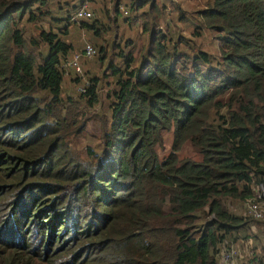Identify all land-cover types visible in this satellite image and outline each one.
I'll return each mask as SVG.
<instances>
[{
    "label": "trees",
    "instance_id": "trees-1",
    "mask_svg": "<svg viewBox=\"0 0 264 264\" xmlns=\"http://www.w3.org/2000/svg\"><path fill=\"white\" fill-rule=\"evenodd\" d=\"M206 2L196 14L203 27L218 33L219 58L204 50L189 55L170 49L152 30L139 67L132 66L129 53L122 55V68L109 65L117 89L102 135L105 150L88 149L90 160L77 162L66 133L77 131L78 110L71 104L63 116L61 96L72 44L43 28L38 39L26 40L20 21L34 24L35 10L45 14V0H0V173L10 159L23 170L48 155L33 176L40 182L15 189L10 207L1 200L0 264H77L82 252L104 249L98 260L104 264H219L220 248L230 241H245L252 252L249 264H264V246H258L264 222L234 214L225 204L245 203L264 185V0ZM39 40L47 46L43 55L34 50ZM91 80L80 94L89 107L97 102L98 79ZM165 131L173 134L171 151L160 158L156 147ZM25 135L26 143L14 148ZM186 143L198 159L178 158ZM62 156L70 161L74 182L68 195L70 184L59 182ZM4 191L0 185V194ZM57 193L26 219L27 204L39 206ZM65 200L68 212L89 209L78 212L84 219L73 218L74 226L95 227H86L82 236L74 231L76 243L83 242L79 250L56 252L52 232L65 218L56 205L62 210ZM50 213V222L39 220ZM34 223L38 239L30 234ZM47 224L53 226L48 234ZM90 238L98 243L92 249ZM91 255L78 264H87Z\"/></svg>",
    "mask_w": 264,
    "mask_h": 264
},
{
    "label": "rangeland",
    "instance_id": "rangeland-1",
    "mask_svg": "<svg viewBox=\"0 0 264 264\" xmlns=\"http://www.w3.org/2000/svg\"><path fill=\"white\" fill-rule=\"evenodd\" d=\"M206 1L208 0H144L143 2L141 0H45L46 4L42 7V11H45V14L41 16L35 10L38 19L34 24L28 23L24 18L20 21V25L24 27V36L27 41L30 38L38 39L40 30L35 28V25H37L39 28L45 30H53L58 34L59 38L72 44V50L68 54L69 58L73 53L81 52L87 43L95 48V54L92 57L80 58V71L67 70V73L63 75L61 84V96L64 101L62 115L65 116V111L72 106L71 104L76 105L78 110L77 121L73 127L77 131L75 133H66L68 140L67 148L74 161L90 160V157L88 158L87 156L88 149L98 154H102L101 152L105 150L103 148L104 139L102 135L109 122L111 104L115 101L113 92L117 89L115 83L116 77L111 73L109 65L113 64L118 68H122L124 59L122 55L129 53L134 57L132 66L139 67L142 57L146 55L152 30H154V36L158 40H161L162 36H164V41L170 49L174 46L178 48L179 52H185L189 55L204 50L212 54L216 59L219 58L220 40L218 33L213 29L203 27L201 19L196 14L207 3ZM81 2L87 3L92 17L77 22L69 19L70 22L66 25L64 18H70L75 8ZM53 18H60L59 23L55 22ZM63 31H67L66 34ZM34 50L35 53L41 52L43 55L47 50V46L39 40L38 48ZM36 58L37 62H40L39 57ZM93 78L98 79L96 89L97 102L94 106L89 107L86 103L87 97L80 94L86 93V87L93 83L91 80ZM37 96L46 99L45 92H38ZM24 137L26 135L13 142L14 148L17 145L26 143L23 141ZM172 139V131L163 132V143L161 146L156 147L160 158L166 157L171 151ZM1 154L4 156V153H1L0 134V161ZM47 156L45 155V157ZM177 156L179 159H198L187 143L179 149ZM45 157H43V161L33 163L32 168L27 167L23 170L21 169L22 165H19V161L14 162L12 160V164L10 159V163L5 164L7 166L5 174L1 175L0 173V185L5 189L4 193L0 194V208L1 200L7 206L11 203L15 189L19 192L28 185L26 182L31 181L34 183L41 181L40 178L33 176L38 175L47 164V161L44 160ZM69 164L70 161L68 162L66 159H63V156L60 157L61 166L59 165L58 171L60 172L59 176L61 179L59 182L61 184L66 182L70 184L67 195L74 184V182L69 181L71 178ZM17 167L20 168L16 169ZM16 175L21 176V178L16 179ZM32 189L36 193L35 185ZM58 195L57 193L55 196H45L39 203V206L33 207V204H27L28 216L26 219H32L34 214L36 215L40 209L44 208ZM47 200L49 202L44 203ZM66 202L67 200L60 205L61 207L63 206L62 210L56 205L63 216H65L63 223L58 222L59 224L56 225L57 227L55 226L56 228L52 232L55 235V239H57L54 243V246L57 247L56 252H60L69 246H71L72 250H79L83 242L80 239L79 243H76V237L73 238L74 231L79 232L80 236H82L81 232L86 227L89 230H94L95 227V225L92 227L86 225L74 226L72 223L73 218L80 223L84 219L78 215V212L88 214L89 209L87 206H83L82 210H80V207L76 205L75 210L68 212ZM225 204L230 212L242 216L247 215L244 202L226 199ZM52 214L41 216L39 220L48 223L51 220ZM86 219L89 220V218ZM37 225L38 223L32 224L33 231H30L31 235L38 234L39 228ZM50 227L53 228L52 224H47L46 234L50 232ZM39 235L36 239L39 238ZM259 235L258 246L261 248L264 246V231L259 233ZM87 240L93 244L90 247L91 249L98 244L96 238ZM237 243L241 249L250 250L245 241H237ZM78 247L80 248L78 249ZM104 251L105 249L100 253L93 252L92 250L86 253L84 251L80 254L78 263H80V258L82 259L83 257L84 259L88 254H92L87 264H104L103 261H98L104 254ZM240 261H244L243 254H241Z\"/></svg>",
    "mask_w": 264,
    "mask_h": 264
},
{
    "label": "built area",
    "instance_id": "built-area-1",
    "mask_svg": "<svg viewBox=\"0 0 264 264\" xmlns=\"http://www.w3.org/2000/svg\"><path fill=\"white\" fill-rule=\"evenodd\" d=\"M126 13V11H125ZM92 13L88 10L86 2H81V4L73 11L70 19L72 21L90 19ZM95 54V48L91 44H85L81 52H75L70 58L65 60L63 66L65 72L67 70L80 71L79 60L81 57L90 58ZM247 217L253 220L264 222V185L259 184L255 189L252 196L245 201ZM251 250L241 249L237 242H227L225 243L219 251V264H249V259L251 258ZM241 254H243L244 261L241 262Z\"/></svg>",
    "mask_w": 264,
    "mask_h": 264
},
{
    "label": "water",
    "instance_id": "water-1",
    "mask_svg": "<svg viewBox=\"0 0 264 264\" xmlns=\"http://www.w3.org/2000/svg\"><path fill=\"white\" fill-rule=\"evenodd\" d=\"M35 28H36L37 30H40V31H41V28H39L37 25H35Z\"/></svg>",
    "mask_w": 264,
    "mask_h": 264
}]
</instances>
